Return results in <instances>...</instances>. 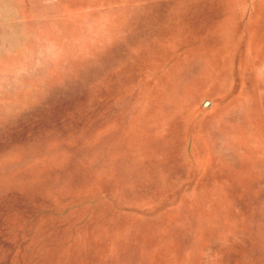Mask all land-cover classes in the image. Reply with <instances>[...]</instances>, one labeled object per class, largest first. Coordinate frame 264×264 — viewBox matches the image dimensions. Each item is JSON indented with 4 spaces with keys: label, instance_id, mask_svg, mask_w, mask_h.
I'll list each match as a JSON object with an SVG mask.
<instances>
[{
    "label": "rangeland",
    "instance_id": "374dc122",
    "mask_svg": "<svg viewBox=\"0 0 264 264\" xmlns=\"http://www.w3.org/2000/svg\"><path fill=\"white\" fill-rule=\"evenodd\" d=\"M0 264H264V0H0Z\"/></svg>",
    "mask_w": 264,
    "mask_h": 264
}]
</instances>
